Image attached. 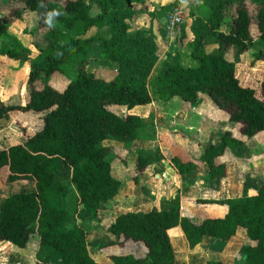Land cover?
Here are the masks:
<instances>
[{
    "label": "trees",
    "instance_id": "obj_1",
    "mask_svg": "<svg viewBox=\"0 0 264 264\" xmlns=\"http://www.w3.org/2000/svg\"><path fill=\"white\" fill-rule=\"evenodd\" d=\"M137 1L22 0L19 7H8L6 19L14 13L18 17L27 9L35 13L39 25L48 27L45 43L34 55L17 40L11 48H0V53L29 65L25 101L0 98V117L13 110L43 112L42 125L34 133L6 147L0 145V171L6 172L5 181L22 180L34 185L2 198L0 241L24 247L32 235H37L34 264H54L56 258L62 264H99L89 251L87 230L77 222V214L67 210L64 198L71 191L74 207L86 206L90 216L97 219L98 210L121 187V180L111 172L108 147L102 141L132 142L139 127L153 122L140 113L117 114L108 104H122L131 110L155 98L169 100L175 96L194 104L200 92L208 94L229 120L239 124L240 131L238 137L226 130L217 142L204 148L199 159L207 164L209 178L224 174V163H218L217 158L226 148L236 149L246 139L264 132V71L253 85L245 82L240 65L255 39L260 44L255 56L264 60V0H202L207 7L203 15L189 7L193 34L188 41L189 55L194 63L184 64L176 53L167 52L153 77L151 72L159 61L156 35L151 28L130 30V19L139 12L133 7ZM178 1L159 5L148 13L151 18L164 16ZM247 2L255 6L254 16ZM231 5L235 9L232 24L223 30ZM52 20L62 27H56ZM5 23L0 22L1 35L7 33ZM91 27H106L108 35L87 36ZM64 29L76 33L67 36ZM185 36L183 28L180 37ZM93 43L99 57L113 67L112 77L83 65V57ZM76 56L82 61L75 76L57 89L51 75L67 71ZM153 159L139 155L137 168L143 169ZM169 163L179 174L197 167L196 162L183 161L176 155L169 158ZM182 200L177 196L166 208L118 213L106 227L112 237L99 246L130 240L145 249L142 253H113L109 264H177V248L169 234L174 227L181 229L190 249L200 246L205 238L227 241L244 229L247 241L239 253L246 264H264V180L253 193L193 201L226 204L223 216L196 220L184 213ZM189 202L192 200L187 199ZM206 264L232 263L214 260Z\"/></svg>",
    "mask_w": 264,
    "mask_h": 264
},
{
    "label": "rangeland",
    "instance_id": "obj_2",
    "mask_svg": "<svg viewBox=\"0 0 264 264\" xmlns=\"http://www.w3.org/2000/svg\"><path fill=\"white\" fill-rule=\"evenodd\" d=\"M58 3H62L64 0H53ZM189 7L194 9V12L203 15L206 13L207 7L201 1L194 4V0H188ZM22 0H0V22H6L7 33L6 35L0 34V48L7 49L13 47L15 40L20 42L22 45L30 48L31 55L38 52L40 45L45 43V34L48 31L47 26L39 25L36 15L30 10L24 9L20 16H15V13L8 19V13L10 9L19 7ZM183 6L184 10H187L185 3L178 2ZM154 7H158L159 3L154 4ZM247 7L254 16L255 6L247 2ZM12 11V10H11ZM227 17L226 22L222 25L223 30H227L232 24V14L235 13L234 6H229L226 10ZM167 13V12H166ZM10 14V13H9ZM164 20V17H163ZM190 21V20H189ZM52 24L56 27H62L61 23L57 20H52ZM164 22V21H163ZM67 36L74 35L76 32L73 29H64ZM256 30V28H255ZM89 35H108L106 27L103 29H90L87 34ZM185 38V37H184ZM181 39L180 35L172 37L170 39L169 48L172 54L176 53L177 56L181 57V61L185 64L191 61L189 55V42L188 39ZM169 42V40H168ZM167 42V43H168ZM260 48L258 39H255L253 44L249 47L246 53L242 57L241 72L245 78L246 83L255 84L258 80L261 72L264 71V60L256 58L255 54ZM83 58L76 56L72 63L69 65L67 71L64 73L56 72L51 75V82L57 89H62L64 84L75 76L77 71V65L79 62H83L88 70H94L96 73L103 75L104 77L110 78L114 73L112 66H107L106 62L99 57L98 47L96 43L92 44L91 50ZM162 59V58H161ZM192 62V61H191ZM194 63V62H193ZM191 63V64H193ZM161 64V60L157 62L156 66L151 72L150 77H153L158 71ZM28 62L17 61L4 53H0V98L7 102H24L27 95L26 81L28 75ZM259 70L253 72L252 70ZM154 71V72H153ZM245 75V76H244ZM151 79V78H150ZM204 93V92H203ZM208 98L210 96L204 93ZM179 98L178 96H175ZM174 98V97H173ZM180 99V98H179ZM183 101L182 99H180ZM186 102V101H184ZM141 105H136L131 110H128L125 105L111 103L108 104V108L117 114L124 115L128 112L138 113V108ZM42 114L43 112H20L13 110L9 112L7 116L0 117V145L6 147L10 144L23 141L29 134L34 133L36 129L42 125ZM153 120V119H152ZM152 126L155 122H148ZM237 124V123H235ZM165 126L163 125V128ZM151 130L154 128L150 127ZM162 128V129H163ZM162 131V130H160ZM178 131V130H177ZM179 132V131H178ZM157 133V132H156ZM148 134H151L148 131ZM157 135V134H156ZM165 136V131H163ZM151 136V135H149ZM161 141V149L168 153L166 147L165 137ZM152 139V138H151ZM154 139V137H153ZM113 139H106L102 141L108 147L107 158L110 160L112 165V174L121 180V187L118 194L102 205L98 210L97 219H93L89 210L86 206L80 205L76 209L74 206V200L71 195V191L64 198V203L70 214H77V222L81 224L87 230V238L89 244V251L92 256L99 262V264H109V256L113 253L120 252H135L142 253L144 246L140 243H133L130 240H126L118 244H109L100 247L99 244L108 241L112 235L106 230L108 223L118 214L125 211H145L152 208H166L170 206L174 199L179 195L177 189L166 187L162 182L159 185L158 180L153 181V174L144 173L143 170L147 165L164 158V154L160 149L155 150L149 146L146 148L141 144L132 145V143H126L119 147L113 142L108 141ZM169 146V144H168ZM170 147V146H169ZM229 150V149H228ZM227 150V152H229ZM139 155H149L154 157L153 161L147 164L143 169L137 168V158ZM159 155V158H155ZM161 156V157H160ZM169 156L168 158H170ZM151 169V168H150ZM152 170V169H151ZM120 171H122L120 173ZM153 171V170H152ZM150 177L151 182L155 184L150 185L147 178ZM6 172L2 169L0 171V203L3 197L7 196L13 191L20 189H31L33 188L32 182L16 180L13 182H6ZM162 185V186H161ZM70 188L72 187L69 185ZM72 189V188H71ZM167 189V190H166ZM172 189V190H171ZM234 186L233 191L230 193H219L215 190L212 193L202 194L203 198L206 199H221L229 198L241 195L243 193V185L240 183V187ZM159 191V196L157 191ZM248 189H244L247 192ZM75 193V192H74ZM248 193V192H247ZM181 198V197H180ZM183 198V197H182ZM199 198V197H198ZM185 203L183 204V211L185 214H190L196 220H201L205 217H216L221 216L224 212V205H216L213 203H187V198H183ZM179 227L171 228L169 231L170 236L173 238L175 247L177 248V264H206L209 261L220 260L224 262H230L232 264H246L244 258L239 253V248L243 243L247 241L245 230L239 229L236 234L229 238L227 241H220L215 238H205L202 244L194 249L188 248L185 237ZM37 244V235H32L27 245L24 247L15 246L13 249L14 255L22 253L24 256L31 254L29 258L33 260L34 247ZM59 260L54 259V264H58ZM60 264H62L60 262Z\"/></svg>",
    "mask_w": 264,
    "mask_h": 264
},
{
    "label": "crops",
    "instance_id": "obj_3",
    "mask_svg": "<svg viewBox=\"0 0 264 264\" xmlns=\"http://www.w3.org/2000/svg\"><path fill=\"white\" fill-rule=\"evenodd\" d=\"M171 1L173 0H140L134 2L133 7L139 10V12L129 21L131 31L138 28L152 29L156 35L159 59L161 61L166 57V53L172 49L169 48L170 39L175 36L170 34L165 28L166 15L151 18L148 12L155 8L154 4L156 3L162 5ZM179 1L182 4L185 3V6H187L186 9H189L188 0ZM198 1L202 2V0H194V4ZM174 6L179 7L185 15L184 22L181 25V32L184 28L186 34L184 40L188 39L187 41H190L193 34L190 30L191 17L189 12L184 10L183 6L179 3ZM94 10L96 11V8ZM90 29L96 30L103 28L91 27ZM191 61L187 64H190ZM137 110L143 116H150L153 122H155V125L152 126L147 123L139 127L137 130V138L129 143L138 146L144 144L143 146L146 148L151 146L155 150L160 149L164 154V158L147 165L142 172L143 174H153V181L156 182L158 180L159 185L163 183L168 188L172 187V189H177L181 199L187 198L193 202L198 197L203 198L202 194L213 193V190L219 193H230V191H233L234 186H236V191L238 192L237 188L240 187V183L243 185V192L247 188L248 193H253L264 180L263 131L246 139L236 149L231 150L226 148L224 153L217 158L218 163H224V174L214 178L207 176L208 166L199 159L204 148L211 143L217 142L220 135L226 130H230L234 136L238 137H240V131L239 124H235L234 121L229 120L227 113L218 108L211 98H208L203 92L199 93L198 100L194 104L181 101L176 97L169 100L155 98L151 102L141 105ZM163 125L165 126L164 128ZM150 127L154 128V130H151ZM148 131L151 134H148ZM163 131H165V136L163 135ZM161 137H165L166 143L170 146L167 144L166 149L168 153H165V150L161 149V141L163 139ZM108 141H113L118 147L119 143H122L120 145L126 144L125 142L116 140ZM173 155L178 156L183 161L192 160L196 162V169L185 174L177 173L169 163L168 157ZM147 181L150 185L154 184L151 182L150 177L147 178ZM157 193L159 196L160 192L157 191ZM223 205L225 208L223 212L225 213L227 205ZM14 247L9 242L0 241V264H33L32 258H29L30 253L27 256H24L22 253L15 256L13 252Z\"/></svg>",
    "mask_w": 264,
    "mask_h": 264
},
{
    "label": "built area",
    "instance_id": "obj_4",
    "mask_svg": "<svg viewBox=\"0 0 264 264\" xmlns=\"http://www.w3.org/2000/svg\"><path fill=\"white\" fill-rule=\"evenodd\" d=\"M185 15L177 6H173L166 13L165 28L173 36L180 35L181 25L184 22ZM183 210V208H182Z\"/></svg>",
    "mask_w": 264,
    "mask_h": 264
}]
</instances>
